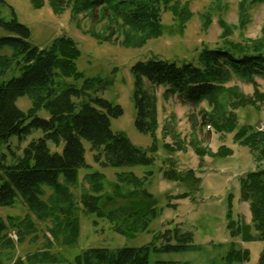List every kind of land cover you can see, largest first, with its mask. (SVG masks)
<instances>
[{
  "label": "trees",
  "instance_id": "obj_1",
  "mask_svg": "<svg viewBox=\"0 0 264 264\" xmlns=\"http://www.w3.org/2000/svg\"><path fill=\"white\" fill-rule=\"evenodd\" d=\"M48 1L55 14L62 13L67 7H70L72 15L90 13L96 8L102 14H114L125 27L121 43L127 47H140L148 39L162 34L163 10L172 12L181 26L179 30L191 17L187 5L175 0ZM31 2L39 8L44 0ZM260 2L264 0H239L238 22L241 27L248 22L249 8ZM11 13L9 19L0 17V28L6 32V35L0 36V206L10 207L21 199L37 220L53 222L48 228L52 240L60 241L62 245H72L79 236L78 219L73 213L74 202L69 187L78 182V169L88 166L82 139L90 143L94 162L101 167L148 165L154 162L158 127L156 97L147 91L144 79L153 85L167 87L165 95H176L183 103L197 107L206 102L209 109L201 111L208 125L219 133L235 131L234 140L247 146L255 161L259 163L264 160V131L249 124L238 125L235 113V109L246 105L259 109L264 101V93L257 89L255 81L256 77L264 79V23L257 38L229 42L225 47L201 48L199 65L191 62L177 64L151 57L131 66L134 126L152 137V144L142 148L133 144L123 132L111 129L110 120L120 116L122 108L98 94L106 88L109 83L107 79L85 77L77 69L75 60L80 51L76 42L69 36L61 35L54 38L47 48H39L30 41V29L17 20L14 11ZM219 23L222 36L228 37L233 26L223 19ZM92 35L98 38L95 33ZM8 71H18L19 75L4 80ZM234 77L251 83L254 86L253 95L246 96L235 86L227 85ZM23 96L31 101L25 111L16 105V100ZM41 109L48 113V118L38 116ZM34 129H40L42 135L32 138L20 154L10 149L8 143L11 137L24 139L32 135ZM4 145L10 154L3 151ZM196 152L199 155L207 153L199 148H196ZM230 154L231 149L221 145L216 152L209 151L208 155L226 157ZM151 174L148 171L143 177H138L133 172L118 173L117 182L112 184L113 195L104 198V174L99 171L87 173L85 177L90 186L88 191L81 193L80 203L86 212L109 220L117 233L133 238L157 216L154 208L157 199L144 188ZM167 174L171 180L187 179L175 174L174 170ZM186 175L193 182L199 181L192 169ZM239 183L241 200L249 206L250 224L233 221L229 204L226 214L229 235L244 241L264 242V168L258 167L245 173ZM44 188L52 190L47 200L43 199ZM123 188L127 192H123ZM120 194L126 200L130 199L129 203L106 209L107 202L114 201ZM137 196L145 197L150 203L144 206L131 199ZM188 196L189 191H185L174 198ZM71 216L72 220L63 221L62 217ZM8 227L17 232L18 240L23 239L24 234L35 231L29 215L21 219L17 216H7L6 220L0 217V239L6 235ZM173 232L177 238L175 244L168 241L160 246L147 243L132 247H90L76 255L69 264H149L152 250L169 252L193 247L188 243L191 237L189 232L180 234L178 228H174ZM164 233L161 236L167 237ZM4 239L2 247H12V239ZM248 255L246 249L231 247L224 257L225 264L247 260ZM24 259L34 264L61 261L56 253L48 251L34 252ZM11 264H23V259L16 258ZM259 264H264V246Z\"/></svg>",
  "mask_w": 264,
  "mask_h": 264
},
{
  "label": "rangeland",
  "instance_id": "obj_2",
  "mask_svg": "<svg viewBox=\"0 0 264 264\" xmlns=\"http://www.w3.org/2000/svg\"><path fill=\"white\" fill-rule=\"evenodd\" d=\"M175 1L187 5L191 11V17L184 28L179 30L181 26L174 19L172 12L163 10L162 34L148 39L140 47L122 45L125 27L121 19L107 12L102 14L99 8L90 13L72 15L70 7H67L62 13L55 14L48 0H44L39 8L34 7L31 0H0V17L9 19L14 11L17 20L30 29L31 43L39 48H47L58 36L71 37L80 51L75 60L77 69L85 77L100 76L107 79L109 83L98 94L122 108V114L110 120L111 129L123 132L133 144L148 148L152 144V137L134 126L131 66L137 61L151 57L177 64L191 62L199 65L198 54L201 48L225 47L229 42L257 38L264 23V2L249 8L248 22L241 27L238 22L239 0ZM220 19L233 26L228 37L222 36ZM2 35H6V32L0 28V36ZM17 75L18 71H8L3 79ZM143 81L147 91L156 97L158 127L155 135L157 151L153 154L154 162L148 165L101 167L94 162L90 143L82 139L84 158L88 166L78 169V182L69 187L74 202L73 213L78 219L79 236L76 243L62 245L60 241L52 240L48 228L53 222L37 220L24 202L18 199L10 207L0 206V217L4 220L7 216H17L21 219L29 215L35 231L24 234L23 239L18 240L17 232L8 227L6 235L0 239L2 264H11L16 258L23 259V264H34L28 263L24 258L40 251L56 253L61 261L53 264H69L76 255L90 247H132L147 243L160 246L168 241L175 244L177 238L174 236V228H178L180 234L189 232L191 237L188 243L193 247L169 252L152 250L149 254V264H225L224 257L231 247L246 249L249 254L247 260L236 264H259L264 242L230 237L226 227L229 221L226 214L230 204L231 219L238 224H250L248 203L240 197V177L258 167L264 168V160L259 163L255 161L251 150L234 140L235 131L219 133L212 125H208L201 111L209 109L206 102L194 107L183 103L176 95H165L167 87L153 85L145 79ZM255 81L257 89L264 93V79L256 77ZM227 85L235 86L246 96H251L254 92L251 83L236 77ZM16 105L25 111L30 107L31 101L27 96H23L16 100ZM235 113L238 125L249 124L259 131H264V101L259 105V109L246 105L235 109ZM38 116L48 118V113L41 109ZM41 135L40 129H34L32 135L24 139L11 137L8 145L12 151L20 154L32 138ZM165 144L172 149L165 147ZM178 145L180 148H177ZM221 145L230 148L231 154L226 157L208 155L209 151L216 152ZM196 148L207 153L199 155ZM51 149L54 147L51 146ZM3 151L10 154L6 145L3 146ZM189 169L193 170L195 178H199V181L193 182L189 179L186 175ZM170 170L187 179L179 181L167 178ZM94 171L104 174V198L113 195L112 184L117 182L118 173L133 172L138 177H143L146 172H152L147 177L144 188L157 199L154 205L157 216L143 232L128 238L117 233L106 218L97 217L84 210L80 195L88 191L90 186L85 175ZM122 191L127 192L124 188ZM185 191H189L188 197L174 198ZM51 194V189L44 188L43 199L47 200ZM117 196L114 201L107 202L106 209L126 205L130 201L121 194ZM131 199L144 206L150 203L143 196ZM62 218L64 222L72 220V216ZM251 232L253 233L252 228ZM163 233L168 236H161ZM5 237L12 239V247H2Z\"/></svg>",
  "mask_w": 264,
  "mask_h": 264
}]
</instances>
